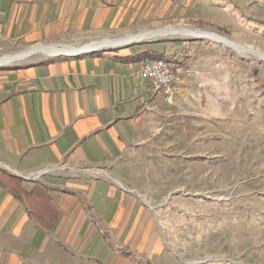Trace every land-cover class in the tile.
<instances>
[{
	"label": "crops",
	"instance_id": "1",
	"mask_svg": "<svg viewBox=\"0 0 264 264\" xmlns=\"http://www.w3.org/2000/svg\"><path fill=\"white\" fill-rule=\"evenodd\" d=\"M113 9L104 0H0V59L27 52L0 64V169L50 197V210H37L49 215H32L0 187V264H153L163 256L156 222L112 166L156 128L163 99L139 71L165 53L110 49L135 39L76 55L39 50L110 40Z\"/></svg>",
	"mask_w": 264,
	"mask_h": 264
},
{
	"label": "rangeland",
	"instance_id": "2",
	"mask_svg": "<svg viewBox=\"0 0 264 264\" xmlns=\"http://www.w3.org/2000/svg\"><path fill=\"white\" fill-rule=\"evenodd\" d=\"M104 1L118 22L106 39L184 29L246 50L177 34L110 48L179 54L150 139L112 168L156 222L153 264H264V0Z\"/></svg>",
	"mask_w": 264,
	"mask_h": 264
},
{
	"label": "bare ground",
	"instance_id": "3",
	"mask_svg": "<svg viewBox=\"0 0 264 264\" xmlns=\"http://www.w3.org/2000/svg\"><path fill=\"white\" fill-rule=\"evenodd\" d=\"M168 34H177V35H182V36H195V37L208 38V39L220 42V43L236 50L239 53L246 52V50L244 51L243 48H241L239 45H237L233 42H230V41H228V40H226V39H224V38H222V37H220L214 33L198 32V31L184 30V29H171V30H165V31L163 30V31H157V32H152V33H144L142 35L134 36V37L129 36V37L120 38V39L100 40V41L92 42V43L85 44V45H82L79 47H66V46L63 47V46H56V45L55 46H46V47L39 48V50H45L47 52L55 53V54L56 53L57 54H75V53H79L82 51L92 50V49L98 48V47L103 46V45L123 43L125 41L134 40L135 38H138V37L144 38L147 36L168 35ZM249 52H251V51H249ZM26 53H24V54H26ZM24 54L22 53L21 55H24ZM21 55L3 57L0 59V64L13 61ZM257 56L264 59V55H262V54L257 53Z\"/></svg>",
	"mask_w": 264,
	"mask_h": 264
},
{
	"label": "trees",
	"instance_id": "4",
	"mask_svg": "<svg viewBox=\"0 0 264 264\" xmlns=\"http://www.w3.org/2000/svg\"><path fill=\"white\" fill-rule=\"evenodd\" d=\"M185 47L186 46L184 45L182 48H185ZM178 55H179L178 52H176L175 54L170 55L165 59L163 57H156L154 59H163L172 67L173 66L172 64L176 61ZM174 73H175V71H174ZM23 183H24L23 180H21L19 177L11 175V174L7 173L6 171L0 169V187L5 188L17 200L25 201L28 204L30 214H32V215L48 214L49 215L50 211H45L43 214H41L40 212L37 211L43 205L49 206V198L50 197H49L48 193L46 191L39 189V188H36V187H33L31 189H27L23 185ZM48 208L50 210V206ZM54 217H56V216H54ZM49 221H51V220H49Z\"/></svg>",
	"mask_w": 264,
	"mask_h": 264
},
{
	"label": "built area",
	"instance_id": "5",
	"mask_svg": "<svg viewBox=\"0 0 264 264\" xmlns=\"http://www.w3.org/2000/svg\"><path fill=\"white\" fill-rule=\"evenodd\" d=\"M139 74L156 94H166L171 97L175 73L172 67L163 59H148L142 63Z\"/></svg>",
	"mask_w": 264,
	"mask_h": 264
},
{
	"label": "water",
	"instance_id": "6",
	"mask_svg": "<svg viewBox=\"0 0 264 264\" xmlns=\"http://www.w3.org/2000/svg\"><path fill=\"white\" fill-rule=\"evenodd\" d=\"M97 49H92V50H88V51H82V52H91V51H96ZM82 52H79V53H82ZM79 53H75L73 55H76V54H79Z\"/></svg>",
	"mask_w": 264,
	"mask_h": 264
}]
</instances>
